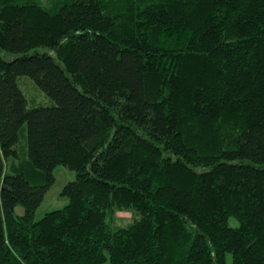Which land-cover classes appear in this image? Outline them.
Masks as SVG:
<instances>
[{
	"label": "trees",
	"instance_id": "trees-1",
	"mask_svg": "<svg viewBox=\"0 0 264 264\" xmlns=\"http://www.w3.org/2000/svg\"><path fill=\"white\" fill-rule=\"evenodd\" d=\"M39 2L0 0V264H264V0Z\"/></svg>",
	"mask_w": 264,
	"mask_h": 264
},
{
	"label": "rangeland",
	"instance_id": "rangeland-1",
	"mask_svg": "<svg viewBox=\"0 0 264 264\" xmlns=\"http://www.w3.org/2000/svg\"><path fill=\"white\" fill-rule=\"evenodd\" d=\"M43 1L44 2H39V3L45 8L51 10L58 3L64 2L65 0H43ZM37 51L41 53L47 52L52 55H55V51L49 47H39L37 48ZM33 52L34 51H31L30 53ZM21 55L22 54L20 53L13 54L4 51L2 52V56L4 57V59L7 60L14 59ZM18 82L28 99L29 108L40 107V106L47 107L56 104L55 101L50 97H48L30 77L20 76L18 78ZM26 129L27 128L25 126L20 136L19 151L21 152L22 155L26 154L28 150ZM55 176H56V181L54 185L50 188V190L47 192L44 202L42 203L41 207L38 209L36 214V220L41 219L48 212L63 208L65 205L69 203L68 197L62 195V190L67 183L75 180L76 173L68 169L67 167L60 165L55 169ZM117 215H118L119 225L127 226L131 222L130 221L132 217L131 212H120ZM231 225L236 226L238 225V222L234 218H232ZM230 262H231V258L229 257V263Z\"/></svg>",
	"mask_w": 264,
	"mask_h": 264
}]
</instances>
